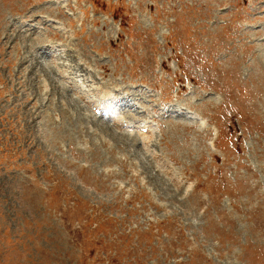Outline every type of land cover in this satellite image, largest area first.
Returning a JSON list of instances; mask_svg holds the SVG:
<instances>
[{
  "label": "rangeland",
  "instance_id": "1",
  "mask_svg": "<svg viewBox=\"0 0 264 264\" xmlns=\"http://www.w3.org/2000/svg\"><path fill=\"white\" fill-rule=\"evenodd\" d=\"M0 264H264V0H0Z\"/></svg>",
  "mask_w": 264,
  "mask_h": 264
},
{
  "label": "bare ground",
  "instance_id": "2",
  "mask_svg": "<svg viewBox=\"0 0 264 264\" xmlns=\"http://www.w3.org/2000/svg\"><path fill=\"white\" fill-rule=\"evenodd\" d=\"M57 68H58V66H57ZM93 105H94L95 108L99 109L100 111L112 112V114H111L112 115L111 116L112 121L116 120L117 122H119L118 119L116 118L117 115L114 112L115 108H114V106H112V104H105L102 99H96L95 101H93ZM189 119L194 120V117L193 116H189ZM142 136H144V135H142ZM146 139H147V137L144 136L143 137V142H145ZM134 141H135V139H134ZM144 145L147 146L148 143L145 142ZM176 189H177V187H176Z\"/></svg>",
  "mask_w": 264,
  "mask_h": 264
}]
</instances>
